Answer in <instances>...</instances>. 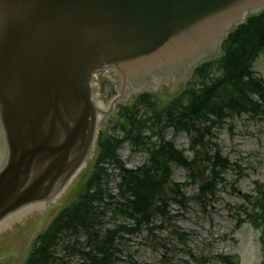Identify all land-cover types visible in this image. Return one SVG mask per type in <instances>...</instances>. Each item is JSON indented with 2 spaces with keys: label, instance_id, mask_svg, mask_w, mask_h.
<instances>
[{
  "label": "water",
  "instance_id": "95a60500",
  "mask_svg": "<svg viewBox=\"0 0 264 264\" xmlns=\"http://www.w3.org/2000/svg\"><path fill=\"white\" fill-rule=\"evenodd\" d=\"M210 1L0 0V221L47 198L94 150V73L108 69L128 82L134 68L165 60L169 46L184 40L179 34L220 17ZM242 1L250 8L263 0L229 8Z\"/></svg>",
  "mask_w": 264,
  "mask_h": 264
},
{
  "label": "trees",
  "instance_id": "16d2710c",
  "mask_svg": "<svg viewBox=\"0 0 264 264\" xmlns=\"http://www.w3.org/2000/svg\"><path fill=\"white\" fill-rule=\"evenodd\" d=\"M259 56L264 57V10L231 29L219 55L199 64L191 80L170 101L160 103L155 95L143 93L129 105H119L118 123L123 136L119 139L99 134L97 155L76 200L62 208L37 236L24 264H65L56 256L59 249L78 255L79 264H116L118 246L125 235L140 233L155 217L165 219L170 204L185 205L188 200L186 184L173 181V167L183 168L189 184L197 186V200L214 196L222 174L232 163L222 157L216 143L212 151L209 137H214L213 133L234 115L264 117V81L253 71ZM140 109L144 110L143 116ZM168 127L188 134L191 157L165 139ZM145 132L156 136V140ZM123 141H128L133 151L146 153L136 169L126 168L117 155ZM108 166L117 171L114 195L108 187ZM243 197L249 208L244 210L247 220L261 231L264 246V192L258 190L255 195ZM107 212L122 221L107 227ZM78 235L85 238L82 246L67 245L66 239ZM184 235L180 234V240ZM224 260L228 263L227 257Z\"/></svg>",
  "mask_w": 264,
  "mask_h": 264
},
{
  "label": "rangeland",
  "instance_id": "374dc122",
  "mask_svg": "<svg viewBox=\"0 0 264 264\" xmlns=\"http://www.w3.org/2000/svg\"><path fill=\"white\" fill-rule=\"evenodd\" d=\"M263 8L260 7L256 12L259 13ZM251 14L247 12L243 20ZM235 26L230 25L228 31ZM219 46L218 43L210 55L203 59L216 58ZM187 56L188 53H183L181 57H166L165 60L160 59L152 65L134 68L131 70L133 77L128 82H123L126 80L123 79L124 75L117 72L114 75L102 69L97 75L94 94L105 104L111 103L117 97L120 100L114 104L111 113L101 120L99 134L121 139L123 133L118 123L119 105H129L139 93L153 94L160 103L170 101L176 96L191 80L189 72L178 85H173L170 79L165 77L174 75L181 67L174 64ZM201 60L195 64L198 65ZM253 71L256 77L264 81L263 56L255 60ZM145 81H152L148 88L138 91L133 87L138 82ZM139 114L143 116L144 110L140 109ZM144 135L151 136L149 132ZM213 136L215 138L210 136L208 140L212 151L215 149L213 143H216L222 157L232 163L231 168L222 174V182L216 188L214 196L204 197L203 201L197 200V186L189 184L190 180L183 168L173 167V181L180 185L186 184L184 192L188 200L185 205L170 204L169 214L165 219L155 217L140 233L125 235L118 246L116 264H264L261 231L247 220L244 210L249 208L243 197L247 194L255 195L258 190L264 192V117L234 115L226 119ZM151 137L156 140V136ZM164 137L173 141L176 148L184 150L189 157L193 155L189 149V136L184 131H175L168 127L164 130ZM130 146L128 141H123L117 155L126 168L136 169L142 165L146 153L143 150L133 151ZM1 148L4 151L2 137L0 151ZM96 153L97 150L94 149L92 158L79 175L48 208H32L0 226V264H24L37 236L48 227L62 208L76 200L82 183L91 171ZM198 155L200 156V153ZM116 172L112 167H107V173L111 176L108 187L113 195L117 193L114 187L118 180ZM104 221L106 226L110 227L122 220L111 218L107 212ZM180 234L186 236L180 240ZM84 240L83 235H78L66 239V242L70 247L78 248L84 244ZM56 256L65 264L81 263L78 255L67 254L64 249L57 250ZM225 257L228 258V263L224 260Z\"/></svg>",
  "mask_w": 264,
  "mask_h": 264
},
{
  "label": "bare ground",
  "instance_id": "6f19581e",
  "mask_svg": "<svg viewBox=\"0 0 264 264\" xmlns=\"http://www.w3.org/2000/svg\"><path fill=\"white\" fill-rule=\"evenodd\" d=\"M234 2L235 0L210 1L208 4L209 10L213 9L215 11L216 9L222 8L218 15L220 17L218 18L214 17V19H212L213 20L212 22L211 20H206L200 24L193 26L191 25V27H189L186 31L179 34V36L183 37L184 40L176 41L175 43L170 45L168 50V56L181 57L183 55L181 48L183 49L184 47L188 52V56L186 59H182L179 63L174 64L176 66H181L178 68L177 75L174 74L170 76L171 75L170 74L168 77L165 78L172 79V82H175L176 78L179 77L182 74V72L191 65V62H193L196 58L199 57V55H201L202 53L210 52L217 46L218 40L222 37V34L230 26L229 23H231L235 19L238 20L243 19L248 9L254 10V9H258L259 6L264 5L262 4L264 3V0L260 3H257V1H252V4L254 5H252V7L249 8L248 6H250V4L245 2L243 3L242 1L237 3L234 8L230 9L229 8L230 3H234ZM166 54L167 52L162 53L161 56ZM173 61H175V58H173ZM150 62L151 63H149V65H152L156 61H154V59H151ZM108 72L110 73L111 71L108 70ZM119 100L120 98L117 97L111 103L105 104L101 99L95 97L94 102L96 106V120L98 125H100L101 120L105 119L106 116H108L111 113L114 104ZM1 150L2 151H0V155L4 153L3 148H1ZM93 152L94 151H92L91 154L88 156V158H86L77 168L70 171V173H67L64 177H62L59 181H57V183L53 187L52 192H50L51 194L47 198L36 203H31L32 205L22 206L17 210L11 212L10 214L7 215L5 219L2 220V222L0 221V226H2L4 222H6L7 220H11L17 217L18 215H20L21 213L25 211H29L32 208H44V209L48 208L55 201V199L59 198L63 194V192L67 190L69 185L75 180V178L79 175L82 169L86 166L88 161L92 158ZM77 153L78 151H76L75 153L69 156V161L71 166L73 165L72 162H75L76 158L74 157V155L75 154L77 155ZM2 165H3V159L2 157H0V169Z\"/></svg>",
  "mask_w": 264,
  "mask_h": 264
}]
</instances>
